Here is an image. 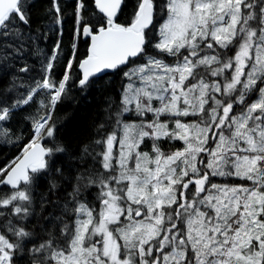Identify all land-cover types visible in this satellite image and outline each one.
<instances>
[{
	"label": "snow or ice",
	"instance_id": "obj_1",
	"mask_svg": "<svg viewBox=\"0 0 264 264\" xmlns=\"http://www.w3.org/2000/svg\"><path fill=\"white\" fill-rule=\"evenodd\" d=\"M36 8L0 0V264H264V0Z\"/></svg>",
	"mask_w": 264,
	"mask_h": 264
},
{
	"label": "trees",
	"instance_id": "obj_2",
	"mask_svg": "<svg viewBox=\"0 0 264 264\" xmlns=\"http://www.w3.org/2000/svg\"><path fill=\"white\" fill-rule=\"evenodd\" d=\"M47 0H36L37 8L33 11V16L37 15L39 11H42V5L46 4ZM65 27L64 42L67 44V25ZM55 36L47 41H41L40 46L43 48L45 44L49 47L52 45ZM103 93L97 91L95 88L85 96H78L75 100H68L64 104L59 105L57 109L58 115L61 117L58 127V135L67 139L71 136L81 134L83 130L84 134H88V122L95 115L98 109L103 105ZM15 149H11L9 145L0 144V158L4 154L14 152Z\"/></svg>",
	"mask_w": 264,
	"mask_h": 264
}]
</instances>
